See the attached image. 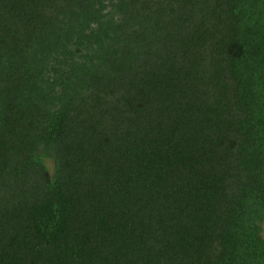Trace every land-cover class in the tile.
Segmentation results:
<instances>
[{
	"label": "trees",
	"instance_id": "16d2710c",
	"mask_svg": "<svg viewBox=\"0 0 264 264\" xmlns=\"http://www.w3.org/2000/svg\"><path fill=\"white\" fill-rule=\"evenodd\" d=\"M0 264H264V0H0Z\"/></svg>",
	"mask_w": 264,
	"mask_h": 264
},
{
	"label": "rangeland",
	"instance_id": "374dc122",
	"mask_svg": "<svg viewBox=\"0 0 264 264\" xmlns=\"http://www.w3.org/2000/svg\"><path fill=\"white\" fill-rule=\"evenodd\" d=\"M49 168L51 169V171H53V163L52 162H48Z\"/></svg>",
	"mask_w": 264,
	"mask_h": 264
}]
</instances>
